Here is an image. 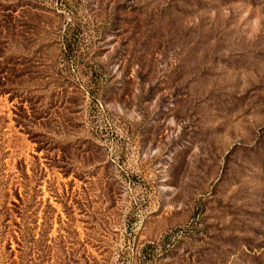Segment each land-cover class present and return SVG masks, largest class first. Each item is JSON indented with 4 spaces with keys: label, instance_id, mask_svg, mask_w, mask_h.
Returning <instances> with one entry per match:
<instances>
[{
    "label": "rangeland",
    "instance_id": "1",
    "mask_svg": "<svg viewBox=\"0 0 264 264\" xmlns=\"http://www.w3.org/2000/svg\"><path fill=\"white\" fill-rule=\"evenodd\" d=\"M0 4V264H264V0Z\"/></svg>",
    "mask_w": 264,
    "mask_h": 264
},
{
    "label": "trees",
    "instance_id": "2",
    "mask_svg": "<svg viewBox=\"0 0 264 264\" xmlns=\"http://www.w3.org/2000/svg\"><path fill=\"white\" fill-rule=\"evenodd\" d=\"M15 8V7H14ZM11 5L0 4V88L3 92L17 91L18 83H22L28 76L25 68L30 60H19L16 57L7 55L14 40L24 35V24L20 19L17 21L13 16ZM16 88V90H15ZM53 210L52 207H50Z\"/></svg>",
    "mask_w": 264,
    "mask_h": 264
}]
</instances>
